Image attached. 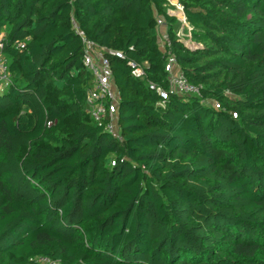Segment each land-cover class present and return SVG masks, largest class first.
Listing matches in <instances>:
<instances>
[{"label":"trees","instance_id":"1","mask_svg":"<svg viewBox=\"0 0 264 264\" xmlns=\"http://www.w3.org/2000/svg\"><path fill=\"white\" fill-rule=\"evenodd\" d=\"M177 1L194 50L169 0H0V264H264V0ZM77 30L110 60L118 138ZM169 55L201 97L159 107Z\"/></svg>","mask_w":264,"mask_h":264},{"label":"built area","instance_id":"2","mask_svg":"<svg viewBox=\"0 0 264 264\" xmlns=\"http://www.w3.org/2000/svg\"><path fill=\"white\" fill-rule=\"evenodd\" d=\"M169 3L172 8L168 10V14L180 22V28L177 31L179 41L189 49L194 50L198 48L199 46L192 41V28L187 23L182 6L177 0H169ZM157 30L160 47L163 51H166V47L169 46V38L165 21L161 17L157 18ZM76 32L84 47L83 65L93 77V86L87 92L86 96L88 112L98 126L103 127L109 135L118 138L117 111L120 98L118 89L114 83L110 60L104 56L103 49H100L95 42L89 40L79 30ZM108 54L120 59L124 58L119 52H109ZM128 64L133 69V74L137 78L144 79L146 77L142 67L134 62H129ZM165 70L168 74L167 88L151 82L148 84L149 89L154 91L160 99L158 103L159 107H165V102L170 98V95L201 97L200 88L191 85L187 81L183 73L179 71L177 62L173 56L169 55ZM8 83L9 75L7 66L5 60L0 56V87L7 86ZM214 107L219 109L218 104ZM40 260L45 264H59L49 259Z\"/></svg>","mask_w":264,"mask_h":264},{"label":"rangeland","instance_id":"3","mask_svg":"<svg viewBox=\"0 0 264 264\" xmlns=\"http://www.w3.org/2000/svg\"><path fill=\"white\" fill-rule=\"evenodd\" d=\"M213 105L215 106L216 104L213 103ZM38 264H45V263L42 262L41 260H38Z\"/></svg>","mask_w":264,"mask_h":264}]
</instances>
